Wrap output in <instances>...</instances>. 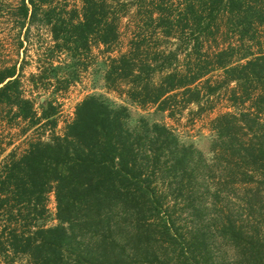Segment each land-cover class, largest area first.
<instances>
[{
	"label": "trees",
	"instance_id": "1",
	"mask_svg": "<svg viewBox=\"0 0 264 264\" xmlns=\"http://www.w3.org/2000/svg\"><path fill=\"white\" fill-rule=\"evenodd\" d=\"M137 2L146 10L144 28L125 52L107 57L106 86L141 108L153 105L173 117L190 104L200 112L202 99L234 83L228 101L238 112L211 120L214 135L204 152L165 124L134 120L125 105L86 96L63 135L31 141L22 154L11 152L0 168V258L5 263L18 256L29 264L152 263L160 249L146 223L161 216L168 197L175 202L184 197V210L198 220L212 214V225L203 233L194 229L187 243L173 219L163 217L158 222L167 243L162 255L169 254L173 264H214L209 246L214 226L238 251V264H264V50L257 41L264 0ZM82 3L78 11L56 0H19L10 14L23 22L45 21L55 48L78 58L77 66L93 46L113 51L128 11L120 0ZM217 21H228L237 36L227 47L217 43ZM157 32L178 39L185 52L190 49L184 63L178 49L160 50L152 38ZM206 41L217 48L204 51ZM215 71L222 73L213 81ZM73 72L59 80L74 81L77 69ZM41 104L38 113L21 89L15 66L0 70V105L15 108L14 118L29 128L43 121L54 127L57 105ZM156 180L166 191L158 190ZM50 193L57 223L47 226Z\"/></svg>",
	"mask_w": 264,
	"mask_h": 264
},
{
	"label": "rangeland",
	"instance_id": "2",
	"mask_svg": "<svg viewBox=\"0 0 264 264\" xmlns=\"http://www.w3.org/2000/svg\"><path fill=\"white\" fill-rule=\"evenodd\" d=\"M19 0H0V70L15 66L17 74H19L21 81V89L24 95L34 101L35 108L38 113L41 112V103L51 100L58 107V114L55 116L56 125L43 121L40 125L29 128L27 122L14 118L16 109L11 110L6 105H0V168L5 163L11 152L17 155L22 154L28 147L31 141L39 139L49 140L52 135H63L68 123H70L75 115L77 104L86 96L96 94L110 100L115 105H125L128 107L130 114L134 120L140 117L147 118L150 122H158L165 124L178 137L185 142H192L194 145L208 152L209 144L214 135L211 130V120L217 115L230 111L238 112L237 108H233L228 101L230 88L235 84L231 83L223 88L219 93L210 96L208 99H202L201 110L198 111L197 104H190L186 108L176 110L173 117L168 115V112L158 111L156 106L150 105L141 108L135 103H132L126 95L120 91L109 89L104 80V74L107 69V57H116L120 53L125 52L129 47V41L135 37L139 29L144 28L145 8H141L137 0H120L127 3L128 11L120 21V42L113 47L110 54L103 53V46H93L91 52L82 57L83 63H79V59L72 58L67 51H60L58 47L55 48V41L53 39L51 28L45 21H29L23 22L10 14L13 5H16ZM67 9L75 8L78 11L82 9V0H56ZM155 2L157 0H154ZM138 3L135 4V3ZM177 2V1H176ZM175 2L173 12L178 15V7ZM10 10V11H9ZM216 37L219 47H227L228 41H235L236 35L230 30L228 21H217ZM257 41L262 44L264 50V25L258 28ZM149 29L147 31L150 34ZM160 31V30H159ZM154 41H158L157 45L160 50L176 51L178 49L179 59L183 61L186 52L179 48V40L174 37H164L160 32L153 34ZM232 39V40H231ZM155 43V42H154ZM182 47V45H180ZM213 42L203 44V50L212 52L216 49ZM254 50L257 47L253 48ZM186 53V54H185ZM184 63V61H183ZM53 68H57L56 78L54 76ZM77 69V78L69 83L59 80L62 77H67L69 70ZM75 73V72H73ZM221 71H215L210 76L213 81L220 79ZM33 75H40L33 79ZM74 75V74H73ZM35 81L36 84L35 85ZM66 86V88H62ZM57 90V91H56ZM56 91V92H55ZM52 125V126H50ZM162 190L160 182L155 181ZM179 198L177 202L172 197H168L162 209L161 216L148 219L147 224L152 227V239H157L156 247L159 254L156 261L146 260V264H173L169 260L170 255L161 253L164 250L161 247L167 243L160 237L158 222L163 217L169 216L175 222L176 228L182 233V241L189 243L192 239L194 229H198L201 233L206 227H210L213 221V215H205L200 220L192 217L185 211V200ZM209 204L210 202L207 201ZM223 202L219 203V207ZM49 217L45 220L47 226L55 225L57 221L54 219L56 214V201L54 193L49 194ZM185 209V210H184ZM225 210L224 214H227ZM147 222V221H146ZM215 234L210 238L209 246L214 264H238V251L235 250L228 242H226L217 231L216 227H212ZM194 231V232H193ZM199 232V233H200ZM196 233V232H195ZM262 238H264V230L262 231ZM151 239V240H152ZM264 253V252H263ZM152 258V257H151ZM150 258V259H151ZM138 264L139 262L133 261ZM0 264H7L0 258ZM12 264H29L28 259L23 256H18Z\"/></svg>",
	"mask_w": 264,
	"mask_h": 264
}]
</instances>
